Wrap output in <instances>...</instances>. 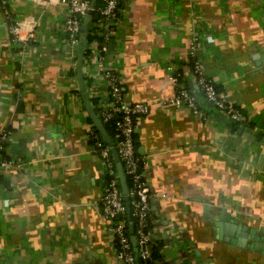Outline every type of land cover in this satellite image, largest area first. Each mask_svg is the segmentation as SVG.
Masks as SVG:
<instances>
[{
	"label": "crops",
	"instance_id": "1",
	"mask_svg": "<svg viewBox=\"0 0 264 264\" xmlns=\"http://www.w3.org/2000/svg\"><path fill=\"white\" fill-rule=\"evenodd\" d=\"M7 1L0 132L10 131V165L0 168V264H121L101 214L105 176L89 140L96 124L78 83L86 65L78 67L67 42V7ZM13 22L32 32L24 47ZM108 56L127 101L151 106L135 139L152 237L162 245L158 264H264V0H123ZM195 60L246 121L214 117L222 113L205 102ZM179 87L207 118L171 102Z\"/></svg>",
	"mask_w": 264,
	"mask_h": 264
},
{
	"label": "built area",
	"instance_id": "2",
	"mask_svg": "<svg viewBox=\"0 0 264 264\" xmlns=\"http://www.w3.org/2000/svg\"><path fill=\"white\" fill-rule=\"evenodd\" d=\"M5 12L12 20V13L7 0H1ZM67 7L65 27L67 42L73 50L79 43L84 20L92 7V0H58ZM99 17L88 27V43L84 49L83 61L86 65L85 89L95 101L100 119L104 124L112 123L116 134L114 147L123 164L124 173L129 176L128 199L132 209L133 223L136 220L134 233L130 231L127 206L122 192L117 163L114 159L112 146L95 132L94 125L89 131V140H95L93 151L99 157L105 176L101 198V214L105 219L107 231L117 244V257L121 264H147L152 259L154 243L151 227L154 211L150 202V186L146 179V166L138 153L135 135L139 121L150 112L151 106L143 102L130 103L123 89L122 76L118 68L109 58L110 42L123 23V0H100L95 8ZM94 13V14H95ZM94 16V15H93ZM12 34L19 47L27 45L32 32L24 34L20 24L12 23ZM89 34L92 35L90 39ZM198 42V37L194 41ZM209 42L212 36H207ZM195 56V45L191 49ZM193 71L197 83L205 97L219 112L233 122H243L248 119L246 113L231 102L217 88L213 79L204 71L198 60L194 61ZM178 77L174 81L178 82ZM89 81V82H88ZM176 106H187L201 118H207L200 108L194 93L185 87H179L171 100ZM10 135L9 130L0 132V168H7L10 161L5 156V147ZM91 135V137H90ZM103 136V135H102ZM136 237V245L132 237Z\"/></svg>",
	"mask_w": 264,
	"mask_h": 264
},
{
	"label": "water",
	"instance_id": "3",
	"mask_svg": "<svg viewBox=\"0 0 264 264\" xmlns=\"http://www.w3.org/2000/svg\"><path fill=\"white\" fill-rule=\"evenodd\" d=\"M97 1L98 0H92V7L91 10L89 11L88 15L86 16L83 26H82V31H81V38L79 43L75 46V50L78 53V67H81L82 64V60H83V54H84V49L87 46L88 43V38H87V32H88V27L92 21L93 15L95 13V8L97 5ZM79 88L80 91L82 93V97L86 103V107L91 115V117L93 118L96 126L99 128V130L101 131L104 139L107 141V143L109 145L112 146V152H113V156L114 159L117 163V168H118V172H119V178L121 181V186H122V192L124 194V200L126 202V206H127V213H128V219L130 221V231L133 234L134 233V223H133V217H132V209H131V205H130V201L128 199V193H129V187L126 181V176L124 173V168H123V164L120 161L119 155L114 147V142L113 139L110 137V134L108 133L107 129H106V125L102 122V120L100 119L99 114H97L94 110V107L91 105L90 100L88 98V94L86 92L85 89V84H84V78L82 75V72L79 70ZM205 102L208 103V105L212 106V103L209 102L207 99H205ZM214 117L216 118H221L223 120L226 119L225 115H215ZM133 243L136 245V237L133 236L132 237Z\"/></svg>",
	"mask_w": 264,
	"mask_h": 264
},
{
	"label": "trees",
	"instance_id": "4",
	"mask_svg": "<svg viewBox=\"0 0 264 264\" xmlns=\"http://www.w3.org/2000/svg\"><path fill=\"white\" fill-rule=\"evenodd\" d=\"M100 4V0H98V5ZM99 17V13H98V11L94 14V16H93V20H96L97 18ZM89 37H90V39L92 38V35H90L89 34ZM75 74L76 73V70H72V71H70L69 72V74ZM85 78V81H86V77H84ZM89 82V81H88ZM86 85H88V83H86ZM91 98V97H90ZM91 101L94 103V105H95V101H94V99L93 98H91ZM97 109V108H96ZM90 121H91V119H90ZM92 122V121H91ZM234 123H236V122H234ZM106 125V129H107V131H108V133L110 134V137L111 138H115V134H116V131H115V128H114V126H113V124L112 123H106L105 124ZM94 130H95V132H97L99 135H100V137H101V139L103 140V136H102V133H101V131L99 130V128L96 126V125H94ZM90 137H91V135H90ZM90 143L92 144V146H94V143H95V140H90ZM126 176V175H125ZM126 181H127V184H128V187L131 185V183H130V179H129V176H126ZM120 183H121V181H120ZM134 226H135V228H136V220L134 219ZM157 244V243H156ZM155 244V242L153 243V245H152V259L151 260H149L148 262H147V264H158V261L161 259V257H162V254L159 252V249L161 248V243H158L157 245ZM116 247H117V244H116ZM142 264H144V262L142 261Z\"/></svg>",
	"mask_w": 264,
	"mask_h": 264
}]
</instances>
